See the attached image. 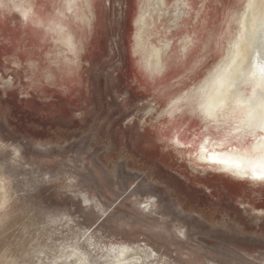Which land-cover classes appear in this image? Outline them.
I'll use <instances>...</instances> for the list:
<instances>
[{
	"label": "rangeland",
	"instance_id": "374dc122",
	"mask_svg": "<svg viewBox=\"0 0 264 264\" xmlns=\"http://www.w3.org/2000/svg\"><path fill=\"white\" fill-rule=\"evenodd\" d=\"M28 1L53 15L25 18ZM246 3L189 0L176 20L172 3L151 37L170 42L164 68L150 74L143 0H78L63 17L65 0H0V264H264V180L201 163L215 130L168 108L219 64ZM57 18L76 51L46 29Z\"/></svg>",
	"mask_w": 264,
	"mask_h": 264
},
{
	"label": "bare ground",
	"instance_id": "6f19581e",
	"mask_svg": "<svg viewBox=\"0 0 264 264\" xmlns=\"http://www.w3.org/2000/svg\"><path fill=\"white\" fill-rule=\"evenodd\" d=\"M77 1L65 0V9L59 8L56 13L62 17L65 16L66 11L75 9ZM143 3H148L150 9L137 17L136 26H138L140 38L138 53L144 69L150 74H156L164 68V56L170 47V42L162 36L157 37V41H152L153 31L162 25V19L169 13L172 3V7L175 8L174 20H176L182 17L181 13L185 7L189 6V0H174V2L143 0ZM16 8L25 18L31 12L41 20L53 15L49 7L34 4L32 1H28L27 7L16 4ZM152 12L153 17H151ZM236 18H238V26L219 64L191 93L184 92L183 95L172 99L168 108L174 115L177 110L189 106L188 108L199 111L207 123V128L215 130H211L212 134L210 130L208 131V137L198 148L197 156L201 163L235 178L257 179L259 176H264V40L260 39L262 33L264 36V0H247L246 6ZM58 19L47 23L46 29L53 31L55 34L53 39L58 45L63 44L67 47L64 52L76 51L74 35L61 18L54 22ZM183 40L182 53L188 51L193 45L194 37L188 35ZM59 54L65 59L68 57L62 51ZM247 135L254 137L250 144L245 139ZM174 137L176 144H182L179 141V135Z\"/></svg>",
	"mask_w": 264,
	"mask_h": 264
},
{
	"label": "water",
	"instance_id": "95a60500",
	"mask_svg": "<svg viewBox=\"0 0 264 264\" xmlns=\"http://www.w3.org/2000/svg\"><path fill=\"white\" fill-rule=\"evenodd\" d=\"M260 39L261 40H264V36H263V33L260 35ZM263 44H264V42H263ZM263 48H264V45H263ZM262 48V49H263ZM245 179H247V178H249V179H251V180H256V181H262V180H260V179H252V178H250V177H244Z\"/></svg>",
	"mask_w": 264,
	"mask_h": 264
},
{
	"label": "snow or ice",
	"instance_id": "6c2138e0",
	"mask_svg": "<svg viewBox=\"0 0 264 264\" xmlns=\"http://www.w3.org/2000/svg\"><path fill=\"white\" fill-rule=\"evenodd\" d=\"M257 179H264V176H259L257 177Z\"/></svg>",
	"mask_w": 264,
	"mask_h": 264
}]
</instances>
